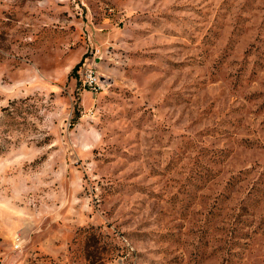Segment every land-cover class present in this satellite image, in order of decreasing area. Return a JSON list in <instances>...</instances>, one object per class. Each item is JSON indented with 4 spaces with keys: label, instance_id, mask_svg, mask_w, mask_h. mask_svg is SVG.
<instances>
[{
    "label": "rangeland",
    "instance_id": "1",
    "mask_svg": "<svg viewBox=\"0 0 264 264\" xmlns=\"http://www.w3.org/2000/svg\"><path fill=\"white\" fill-rule=\"evenodd\" d=\"M0 264H264V0H0Z\"/></svg>",
    "mask_w": 264,
    "mask_h": 264
},
{
    "label": "built area",
    "instance_id": "2",
    "mask_svg": "<svg viewBox=\"0 0 264 264\" xmlns=\"http://www.w3.org/2000/svg\"><path fill=\"white\" fill-rule=\"evenodd\" d=\"M96 71L91 66H85L81 69L80 79L82 83L89 87L90 90L98 91L100 78L97 76ZM18 240L15 243V247L18 248Z\"/></svg>",
    "mask_w": 264,
    "mask_h": 264
}]
</instances>
